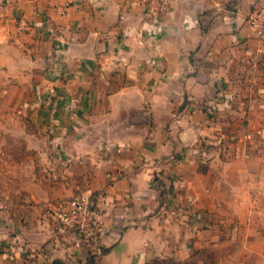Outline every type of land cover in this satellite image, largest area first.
Here are the masks:
<instances>
[{
    "label": "crops",
    "instance_id": "crops-1",
    "mask_svg": "<svg viewBox=\"0 0 264 264\" xmlns=\"http://www.w3.org/2000/svg\"><path fill=\"white\" fill-rule=\"evenodd\" d=\"M252 2L172 0L147 19L140 0L39 1L20 17L36 54L33 137L16 135L3 160L36 180L24 182L30 194L0 201V264H201L186 263L209 234L198 227L239 206L220 176L248 162L251 129L264 126ZM83 192L103 214L95 244L61 232L53 216Z\"/></svg>",
    "mask_w": 264,
    "mask_h": 264
},
{
    "label": "rangeland",
    "instance_id": "rangeland-1",
    "mask_svg": "<svg viewBox=\"0 0 264 264\" xmlns=\"http://www.w3.org/2000/svg\"><path fill=\"white\" fill-rule=\"evenodd\" d=\"M39 1L57 7L59 2L66 0H2V4L0 1V201L17 200L25 193L30 194L32 190L26 191L24 182L28 181L27 178L36 180V175L12 173L9 170L15 162L3 159L8 157L7 150H18L16 135L24 132L26 140L33 137L32 127L26 119L30 115L31 104L36 103L33 92L36 87V54L26 48L28 41L19 34L22 30L17 28L20 17L28 18L41 6ZM259 98L261 102L264 100L262 95ZM256 113V118L264 120L263 111ZM253 128L254 154L248 162L235 161L236 174L232 179L226 174L220 176L223 182L234 184V199L239 200L236 202L239 206L227 212L220 208L217 210L220 215L217 222L198 227V231L203 225L209 229V234L201 238V245L205 243V237L209 244L194 246L198 250L189 256L186 263L264 264V126ZM28 151L25 153L26 167L31 166L32 161ZM227 215L233 217L229 216L230 221H223ZM191 232L192 229L186 232L188 245L192 242Z\"/></svg>",
    "mask_w": 264,
    "mask_h": 264
},
{
    "label": "built area",
    "instance_id": "built-area-1",
    "mask_svg": "<svg viewBox=\"0 0 264 264\" xmlns=\"http://www.w3.org/2000/svg\"><path fill=\"white\" fill-rule=\"evenodd\" d=\"M172 0H140L142 15L147 19H158L171 9ZM64 8H59L63 14ZM248 27L255 37L264 36V0H253L246 19ZM27 22L18 21V29L24 30ZM53 216L58 222L59 230L75 236L88 244H95L103 233V214L96 208L90 192L73 195L55 207Z\"/></svg>",
    "mask_w": 264,
    "mask_h": 264
}]
</instances>
